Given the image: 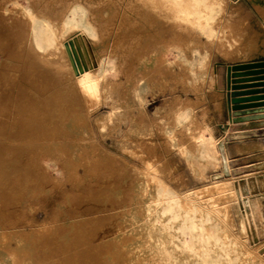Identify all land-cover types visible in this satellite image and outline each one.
Instances as JSON below:
<instances>
[{"label":"rangeland","instance_id":"rangeland-1","mask_svg":"<svg viewBox=\"0 0 264 264\" xmlns=\"http://www.w3.org/2000/svg\"><path fill=\"white\" fill-rule=\"evenodd\" d=\"M54 1L57 2V0ZM59 1H63L62 3L65 5L68 3L66 1L74 3L76 0H58L57 3ZM83 1L85 2V0ZM83 1L81 2L84 5L88 3V1L85 3ZM42 2L44 1L42 0ZM154 2L156 1L119 0L115 3L105 4V6L100 2V6H103L105 10L102 9V16H97L100 17V20L96 17L98 22L96 20L92 22L89 15L84 16L85 25L89 26L93 37L97 38L98 27L102 24L106 25V22L103 21L116 11L117 16L115 15L114 20L115 18L118 20H115L117 24L115 23L113 28L116 29L120 24L118 22H121V17H125L126 30L128 29L131 39L133 33H138L137 38H140V41L146 45L140 43L141 49L139 46L134 48L138 47L136 50L129 49L126 55L122 56L126 59L124 65L118 63V59L121 57H110L106 51L102 57L103 63L100 66H95L93 76L100 81L102 103L96 111L88 116L87 121L95 133L99 150H96L97 153L94 152L93 147L87 150L85 146L79 145L75 139L71 138L70 134L64 135V138H67L59 145L62 147L61 151L74 152L75 155L85 154L86 164L85 162L78 163L74 159L73 161L66 154H62L56 163L63 173L57 177L56 172H52L49 176L41 175L34 163L24 164L17 161L15 168L7 160H2L6 171L1 170L4 172L0 173V222L3 226L20 223L26 228L28 227L27 229L35 228L45 232L51 230V234H56L63 227L71 228L72 223L80 215L99 214L101 219L93 221L95 224H91V226L95 225L92 227L95 229L91 231L89 227H86L89 231L83 233L84 237L86 236V239H83L86 241L84 244L85 264H125L127 256L123 248L129 241L131 242V238L116 239L108 227L113 224L117 226V221L120 220L123 212L131 208L135 195L134 185L146 181L139 172L141 165L133 161L127 153L134 148L131 139H133L134 133L138 132L134 126L132 113L137 111L136 108H141L144 123L152 125V133L148 138L157 154V159L153 163L154 182L176 197L195 195L200 192L211 182L210 174L218 170L214 162L207 158L201 160L197 153L196 146L202 152L206 151L208 147L206 143L199 145L195 139L202 126L206 125L215 138L224 140L225 153L230 165L235 170L232 184L238 199L237 203L229 201L220 203L219 206L225 207L226 216L229 218L232 231L235 234L239 232V218L243 219L245 224L244 241L264 259V117L246 118L247 114H234L230 103L232 90L226 88L228 65L242 63L240 61L251 58H262L251 61L264 60V44H259L260 50L253 55L247 47L253 35L256 36L258 42L264 39L263 18L254 6V3L258 2L257 4L264 7V0H227L219 14L211 22L214 37L208 36V33L200 27L189 22L177 21L175 26L177 32H181V43L190 41L193 50L181 51L178 64H174L171 69L166 70L161 64L156 63L153 66L142 68L139 73L132 72L131 67L135 68L134 65L140 60H137V57L149 56V53L157 50L159 42L169 40L167 31L163 28L173 21L169 19L168 22L167 11H163V7L160 9L158 2ZM158 8L159 11H157ZM88 16L89 18L86 19ZM0 19H4L0 23V87L4 88V91L0 90V100H3L4 103L8 101V98L11 100L5 105L9 108L8 112L0 113V122L5 120L10 124L12 121L16 123V117H20L23 113L26 114L24 116H29L28 111L31 103H20L21 108H17L16 91L12 89L14 94L11 95L9 90L12 85H18L19 89L27 81L32 84V87L30 86L32 90L31 102L36 103L35 101L38 99L47 101L45 95L56 94L55 97H52L55 99V103H52L51 106L47 104L49 111L44 113L46 120L54 117L56 121L63 123L84 115L83 109L77 102L73 104L68 95H62L59 91L60 76L68 71V67L64 62L63 53H60L62 51L57 41L63 40L65 37L68 38L74 31L80 29V26H70L65 32H62L59 26L61 21L59 22L55 16L52 22L59 27L55 26L56 37L53 36L57 41L54 39V44H44L43 41L52 35L49 32H39L38 36L43 42V48L37 51L28 47V36L22 29L14 27L20 23L22 25L20 19L14 20L13 18L11 20L7 16L0 17ZM14 21L17 22L14 23ZM18 21L19 24H17ZM157 22L163 28L159 33H153L150 31L151 27ZM131 30L133 31L131 32ZM161 36L162 38H160ZM232 45L233 47H231ZM59 57L60 61H58ZM120 66L124 70L119 68ZM215 68L220 69L223 76L221 96L217 95L216 88L212 85L210 78L211 73L216 71ZM133 73H135V80L131 81ZM36 74L42 75L43 80L37 81L34 78ZM13 75H18L19 78L13 79ZM27 77H29L28 80ZM138 83L142 87L139 104L133 97V87ZM189 102H194L195 117L192 119L178 117L179 122L172 126L174 119L178 116L177 108H181ZM216 103L219 104V109L216 108ZM60 104L64 105L62 113L58 108ZM44 105L46 106V103L38 102V106ZM40 108L34 109L33 115L41 117ZM111 108H114L112 119L99 133L95 128L94 119L98 115H107L112 111ZM201 108L207 110L206 123L199 120ZM244 129L249 132L247 136L243 139L235 138L234 134L238 130ZM165 130L167 134L164 133ZM85 136L89 137V135ZM170 137L175 143L182 144L189 149V154L185 155L176 150ZM3 139L7 140L0 134V147L9 149V147L17 146L27 149L30 154L38 145L37 143H21L22 145L19 146L15 142H3ZM56 146L55 144L50 145L53 149ZM2 154L4 155L5 151L0 149V155ZM93 156L95 158L97 156L96 160L92 159ZM89 164L92 168L88 170ZM85 173L91 177L87 178L88 175ZM221 180L228 181V176H224ZM110 186L114 190H118L120 194L116 197L117 199L110 200V203L107 202V205L102 207L103 198L112 196L114 192L110 193L106 190ZM254 198L260 200L261 210L259 215L252 219L249 217L246 201ZM86 200L89 202L85 204ZM97 232L98 236H101L100 239L96 236ZM91 235L96 236V240Z\"/></svg>","mask_w":264,"mask_h":264},{"label":"bare ground","instance_id":"bare-ground-1","mask_svg":"<svg viewBox=\"0 0 264 264\" xmlns=\"http://www.w3.org/2000/svg\"><path fill=\"white\" fill-rule=\"evenodd\" d=\"M43 1L0 0V17L7 16L11 20L13 18L14 20L16 18L20 19L19 21L22 22V25L18 21L17 24L20 23V25L15 24L16 26H14V23L17 22L14 21L12 23L13 26L22 29L25 35L28 36V47L37 51L43 48V42L48 45L54 44V36L56 37L55 26H60V31L62 32H65L70 26H80V29L74 31L68 38L55 40L61 48L62 52L60 53H63L64 62L68 67V71L60 76L59 91H61L62 95H68L73 104L77 102L83 109L84 115L77 116L72 120H66L63 123H61L62 121H56L54 117L46 120L44 113L49 111V106L52 103H55V99H52V97H55L56 94H47V96L45 95L47 101L38 99L34 103L30 101L32 94L30 86L32 87V84L29 81L21 85L19 89L18 85H12L9 90L13 89L16 91L17 99L15 103L17 108H21L20 103L25 104L26 102L31 103V107L28 111L29 116H24L26 114L23 113L20 117H16V123L12 121L10 124L5 120L0 122V134L7 139H3V142H15L19 146L22 145L21 143H37L38 145L32 154L27 149H21L17 146L9 147V149L0 147V149L5 151L4 155H0V173L6 171L3 159L10 162L15 168L17 161L24 164L34 163L41 175L49 176L52 172H56L57 177L63 173L56 163V160L60 159L62 154H66V156L78 161V163L85 162L86 164L85 154L75 155L74 152L61 151L62 147L59 145L67 138H64V135L70 134L72 135L71 138L75 139L79 145L85 146L87 150L92 147L96 153V150H99L95 133L87 121L88 116L96 111L102 103L100 81L93 76L95 66H100L103 63L102 57L106 51H108L110 57H121V59H118V63L119 65L123 64L126 61L123 57L127 51L142 43L140 38H137L138 33H133L131 39L128 29L126 30L125 17L122 16L121 22H118L120 23L118 27L116 29L113 28V25L117 22L115 20H118L117 18L114 20L116 11L103 21L106 22V25L102 24V26L100 24L101 26L97 29V38L93 37V32L89 26L85 25L84 16L89 15L90 18L88 16L86 19L89 18L94 22L97 16H102L105 4L108 5L110 2L115 3L119 0H85V2L88 1L87 4L83 0H76L74 3L66 1L68 3L65 5L62 3L63 1L57 3L58 0L57 2L54 0ZM155 1L158 2L160 9L163 7V11H167V21L170 19L173 22L164 26L165 28L157 22L152 25L150 31L159 33L162 28L166 29L169 40L167 42H159L157 50L149 53V56L142 58L139 55L140 58L137 57V60H140L138 63H136L137 60L135 61V68L131 67L133 69L132 72L139 73L142 68L153 66L156 63L161 64L166 70L171 69L174 64H178L181 51L193 50V45L189 43L190 41L181 43V32H177V27L175 26L177 21L189 22L200 27L204 32L208 33V36L214 37V29L211 27V22L219 14L221 7L227 0ZM100 2L103 6H100ZM257 3H254V6L262 16L264 23V7ZM155 6L157 7V4ZM160 9L158 8L157 11ZM55 16L59 22L61 21L59 26L54 25L52 22ZM97 18L99 19L100 17ZM42 31L49 32L52 36L41 42L38 33ZM142 44L144 45V43ZM259 44H264V39L258 42L256 36L253 35L247 45L252 55L260 50ZM60 48H58L59 51ZM225 50L227 51V48ZM49 53L51 52L49 51ZM146 53L148 54V52ZM59 54L57 55L60 56L61 54ZM224 54L227 55L226 53ZM58 61H60V57ZM119 68L122 69V66ZM13 77V79L19 78L18 75H13ZM134 77L135 73H133L131 81L135 80ZM34 78L37 81L43 80V76L40 74H36ZM210 78L212 85L216 88L217 95L221 96L223 86L221 70L216 69V71H213ZM26 79L28 80L29 77ZM0 90L4 91V88L0 87ZM133 90L134 100L139 104L142 87L138 83L134 85ZM10 93L11 95L14 94L13 91ZM7 100L6 103L0 100V113L8 112L9 108L5 105L10 103L11 100L10 98ZM38 102L46 103V106H38ZM216 104V108L219 109V104ZM193 106L194 102H189L187 105L177 108L176 114L178 113V116L174 119L172 126L179 122L178 117L186 119L195 117ZM39 107H41V117L39 115L36 116V114L33 115V110ZM58 108L61 113L64 111V105L60 104ZM136 109L137 111L132 114L134 116V126L138 132L134 133L133 139H131L134 148L127 151V153L133 161L141 165L139 172L140 175L145 177L146 181L134 185L135 195L131 208L123 212L120 220L117 221V226L113 224L108 227V230H112L116 239L131 238V242L129 241L123 248L127 256L125 264H264L262 256L257 251L252 250L244 241L245 224L243 219L239 218V232L235 234L232 231L231 222L226 216L225 207L219 206L220 203H228L229 201L237 203L236 200L238 199L232 184V180L235 178V170L230 165L225 153L224 140L215 138L206 125L202 126L195 139L199 145L206 143L208 146L207 150L209 149L210 151L204 150L202 152L196 146L197 153L201 160L207 158L214 162L218 170L210 174L211 182L200 192L195 195L176 197L154 182L153 163L157 159V154L154 152L148 138L150 133H152V125L145 124L141 108ZM110 110L112 111L107 115H98L94 119L95 128L99 133L105 129V126L112 119L114 108ZM206 115H208L206 108H201L199 111L200 122H207ZM245 117H264V109L254 115L247 114ZM244 130H238L234 134L235 138L243 139L246 137L249 132ZM166 132L165 130L164 133L167 134ZM85 135H89V137L87 138ZM170 139L176 150L185 155L189 154V149L182 144L175 143L172 137ZM47 144H55L57 146L53 149ZM21 150L25 151L22 152ZM98 152L101 153V151ZM15 155L17 156L15 157ZM96 158L95 156L92 157L93 160H96ZM88 166V170L92 168L90 164ZM91 172L93 173L94 170ZM224 176H228V181L224 182L221 180ZM90 177L91 175H88L87 178ZM106 190L110 191V193L111 191L114 192L112 196L103 198L102 207H105L107 202L110 203V200L117 199L116 197L120 194L118 190H114L111 186L107 187ZM89 200H86L85 204ZM246 205L249 209V217L253 219L259 215L261 210L259 199H248ZM98 219H101V217L95 213L93 216L80 215L72 223L71 228L61 227L62 232L58 230L60 233L56 234H51V230L45 232L35 228L27 229L28 227L26 228L20 223L12 226H3L0 222V264H85L84 244L86 241L83 239H86V236L84 237L83 233L84 231L94 230L95 228L93 229L92 227L95 225L91 226V224H95L93 221ZM86 227H89V230ZM96 236H98V232ZM96 236L91 235L94 240H96ZM106 236L108 237V235ZM100 238L101 236L99 235L98 239ZM112 240L115 239L112 238Z\"/></svg>","mask_w":264,"mask_h":264},{"label":"water","instance_id":"water-1","mask_svg":"<svg viewBox=\"0 0 264 264\" xmlns=\"http://www.w3.org/2000/svg\"><path fill=\"white\" fill-rule=\"evenodd\" d=\"M226 88L234 114L244 115L264 109V60L230 64L226 68Z\"/></svg>","mask_w":264,"mask_h":264},{"label":"crops","instance_id":"crops-1","mask_svg":"<svg viewBox=\"0 0 264 264\" xmlns=\"http://www.w3.org/2000/svg\"><path fill=\"white\" fill-rule=\"evenodd\" d=\"M259 21H260V19H259ZM260 23H261V21H260ZM262 24V23H261ZM263 30H264V28H263ZM264 51V50H263ZM255 59H262V58H251V59H247V60H243V61H251V60H255ZM243 61H240V62H243Z\"/></svg>","mask_w":264,"mask_h":264}]
</instances>
